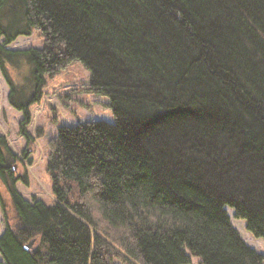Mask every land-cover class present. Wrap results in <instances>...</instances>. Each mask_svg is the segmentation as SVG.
I'll return each instance as SVG.
<instances>
[{"label":"trees","instance_id":"obj_1","mask_svg":"<svg viewBox=\"0 0 264 264\" xmlns=\"http://www.w3.org/2000/svg\"><path fill=\"white\" fill-rule=\"evenodd\" d=\"M74 60L115 121L58 126L29 201L31 108ZM0 70L26 140L0 134V264L264 263L226 210L264 241V0H0Z\"/></svg>","mask_w":264,"mask_h":264},{"label":"rangeland","instance_id":"obj_2","mask_svg":"<svg viewBox=\"0 0 264 264\" xmlns=\"http://www.w3.org/2000/svg\"><path fill=\"white\" fill-rule=\"evenodd\" d=\"M41 45L42 37L39 36L38 31L34 30L29 36H19L9 47L27 48ZM5 65L10 77L19 82L26 71V66L17 67L8 62ZM88 79V69L79 60H74L55 76L47 78L42 99L32 106V121L27 126V130L34 136L35 128L42 126L43 132L40 137H35L29 147L31 161L23 159L17 166V171L25 167L28 172L29 183L27 185L20 180L16 182L17 190L26 200L31 201L35 196L46 204L54 201L51 194V178L46 169L47 141L49 137L57 135L58 126L67 123L74 124L78 120L90 118L102 119L109 123L115 121L111 109L105 105L108 97L88 92ZM7 94L8 85L0 70V134L6 136L12 150L21 156L26 147V140L18 131L22 113L8 103ZM2 196L5 200L7 194L2 191ZM226 210L241 238L254 250L264 254V241L248 232L245 221L234 217L231 207L227 206ZM2 219L0 208V234L4 227ZM190 264L200 263L198 258L193 257Z\"/></svg>","mask_w":264,"mask_h":264},{"label":"water","instance_id":"obj_3","mask_svg":"<svg viewBox=\"0 0 264 264\" xmlns=\"http://www.w3.org/2000/svg\"><path fill=\"white\" fill-rule=\"evenodd\" d=\"M31 244H32V241L28 242L27 244L24 245V248L25 249L29 248L31 246Z\"/></svg>","mask_w":264,"mask_h":264}]
</instances>
